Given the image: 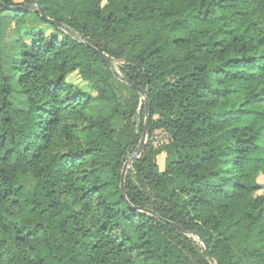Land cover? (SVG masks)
<instances>
[{"label":"trees","instance_id":"16d2710c","mask_svg":"<svg viewBox=\"0 0 264 264\" xmlns=\"http://www.w3.org/2000/svg\"><path fill=\"white\" fill-rule=\"evenodd\" d=\"M7 11L46 29L17 32L10 71L0 48V264H264V0H0V27ZM87 44L142 92L122 100ZM146 95L169 142L131 157L112 120Z\"/></svg>","mask_w":264,"mask_h":264},{"label":"rangeland","instance_id":"374dc122","mask_svg":"<svg viewBox=\"0 0 264 264\" xmlns=\"http://www.w3.org/2000/svg\"><path fill=\"white\" fill-rule=\"evenodd\" d=\"M23 0H16V2H21ZM11 14L10 12H4L1 17V27H0V48L2 50V62L5 66L6 71H10L12 61L17 58V49H16V34L17 32H23L25 30H33V29H46V25L43 24L36 13L33 11L27 20L26 24L19 29H14L11 26ZM110 58V66L111 69L116 72L114 84L116 86V90L122 100H127L129 96V91L124 84L126 82L122 80V73H121V66L124 64L125 60L122 58H115L114 56H110L109 54L105 53ZM69 80L74 81L77 84H84V82L76 77V75H71ZM13 101L19 106H24L23 97L20 92H16L13 95ZM85 114L87 118H94L97 115H110V105L107 103L102 102H93L88 105L87 109L85 110ZM144 119L145 116H137L135 115L128 121L122 120L120 118H113L112 125L120 129L121 127H127L128 129L134 130L135 134L140 138L142 136V132L139 133V127L143 126L144 128ZM169 142L168 135L162 130H155L153 133L148 135L145 138L144 146L147 144H152L155 148H162L165 144ZM139 145V144H138ZM138 147V146H137ZM132 154V153H131ZM130 154V156H131ZM130 156L127 158L124 164L125 173L124 176H128L130 181L135 183L134 171L131 167ZM165 154L161 153L156 157L157 164L160 169H163ZM258 180L262 183V189L259 193L264 194V177H259ZM21 182L24 186L28 188H32L34 185V179L32 175L25 174L21 178Z\"/></svg>","mask_w":264,"mask_h":264},{"label":"water","instance_id":"95a60500","mask_svg":"<svg viewBox=\"0 0 264 264\" xmlns=\"http://www.w3.org/2000/svg\"><path fill=\"white\" fill-rule=\"evenodd\" d=\"M33 6H29V7H25V8H31ZM9 8H14V7H9ZM39 12H40V15L42 18H44L47 22L51 23V24H55L57 26H60L59 23L53 19H50L48 18L43 9L41 7L38 8ZM87 46L89 48H91V50L99 57L101 58L105 63L107 64H110V58L109 56H107L104 52H101L99 51L96 47L90 45V44H87ZM114 75H116V72L114 70H112ZM122 80H124L126 83L130 84L133 88H135L137 91L139 92H142V88L138 87L137 85L129 82L127 79H124L122 77ZM144 101H145V106L147 108V113L145 115V119H144V128H143V133H142V136L140 138V142H139V145L137 147V149L131 154V157H135V156H139L141 153H142V150L144 148V143H145V138L146 136L148 135V133L150 132V129H149V99H148V96L146 95L145 98H144ZM125 167H126V164L123 165V168H122V178H121V182H120V188L121 190H123V182H124V173H125ZM172 226L176 227L177 228V225H175L174 223H171Z\"/></svg>","mask_w":264,"mask_h":264}]
</instances>
